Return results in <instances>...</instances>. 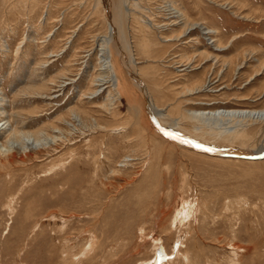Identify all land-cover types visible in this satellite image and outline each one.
<instances>
[{"label": "rangeland", "instance_id": "obj_1", "mask_svg": "<svg viewBox=\"0 0 264 264\" xmlns=\"http://www.w3.org/2000/svg\"><path fill=\"white\" fill-rule=\"evenodd\" d=\"M123 1L151 110L119 0H0V124L59 136L0 160V264H264V120L192 114L264 109V0Z\"/></svg>", "mask_w": 264, "mask_h": 264}, {"label": "bare ground", "instance_id": "obj_2", "mask_svg": "<svg viewBox=\"0 0 264 264\" xmlns=\"http://www.w3.org/2000/svg\"><path fill=\"white\" fill-rule=\"evenodd\" d=\"M124 2L123 0H119V8L118 11L119 12H115L112 10L111 8V19L113 20V24L115 26L116 32L119 36L118 40L120 43V55L121 57H123L125 66L127 69H129L131 75L134 77V79L136 80V82L138 83V85L140 87H142V89L145 92V95L147 97L148 103H149V110H151V101L149 99V95H148V91L147 88L145 86V84L141 81V79L139 78V76L134 72V70L132 69V64L134 65V61H133V56L131 55L130 51H129V44L128 42L124 39V35L122 34V18H123V10H125L124 7ZM109 3V2H108ZM127 10V9H126ZM176 12H178L180 17H184V14L182 12H180L181 10H177V8H175ZM189 23L186 22L185 24V31L188 33L191 29L195 28V27H201L202 30H204L205 33H210L207 27H202L200 26L198 23H190V25L188 26ZM206 29V30H205ZM117 36V35H116ZM108 42L107 40L105 41L104 44H102L101 46V65L102 68L104 69V71H111L113 68H115V62L113 61V50L112 48L108 45H106ZM107 46V47H106ZM131 47V46H130ZM120 66V65H119ZM111 81H113V84L121 87V83L120 80L116 77V78H111ZM105 80V75H102V77H99L98 79V85ZM98 90H96L95 92H97ZM3 93H1L0 91V103H2V101L4 100ZM1 105V104H0ZM158 114V113H157ZM193 115L195 116H199L201 118H205L206 120H213V119H221V118H230V119H239V121L242 120H247V119H259V120H264V109L261 110H249V109H223V110H217V111H194L192 112ZM156 115V114H155ZM153 116V115H152ZM155 117V116H154ZM155 119V118H154ZM157 123V122H156ZM157 125V124H156ZM11 126L10 121H5L2 124H0V134H4L7 130L9 131L10 137H8L7 141L2 142L0 141V160L3 161V157L5 159H10L9 155H12L11 153H13V151L16 149L14 144L20 145V148L25 150V153H27L28 151L37 148L39 146H48L51 144V142L56 141L59 136H52L50 141H42L43 139L38 138L34 139L30 133H24L22 131H19V129H16V127L14 128L13 126ZM160 129L163 130L162 127H159ZM158 128V129H159ZM172 131V130H171ZM167 133V132H164ZM173 136V139H179V135H176L174 132H168V136L169 135ZM171 136V138H172ZM16 137V140H13V142H10V140ZM177 137V138H175ZM190 139V138H189ZM186 140V139H185ZM20 141V142H18ZM189 142V141H187ZM19 147V146H18ZM248 155V154H247ZM250 155V154H249Z\"/></svg>", "mask_w": 264, "mask_h": 264}, {"label": "water", "instance_id": "obj_3", "mask_svg": "<svg viewBox=\"0 0 264 264\" xmlns=\"http://www.w3.org/2000/svg\"><path fill=\"white\" fill-rule=\"evenodd\" d=\"M215 151H219V152H233V151H230V150H215ZM236 154H241V153H237V152H235ZM241 155H243V154H241ZM244 156H246V157H250V158H264V153H262V154H253V155H244Z\"/></svg>", "mask_w": 264, "mask_h": 264}]
</instances>
